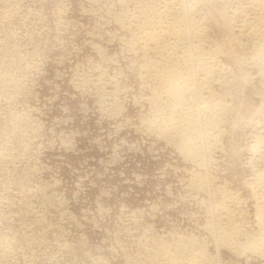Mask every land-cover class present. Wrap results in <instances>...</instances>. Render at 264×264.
<instances>
[{
    "label": "rangeland",
    "instance_id": "1",
    "mask_svg": "<svg viewBox=\"0 0 264 264\" xmlns=\"http://www.w3.org/2000/svg\"><path fill=\"white\" fill-rule=\"evenodd\" d=\"M153 1L0 0V264H264V158L250 147L256 138L264 147L253 10L247 0L194 4L204 49H221L222 73L195 91L210 87L230 107L204 167L171 131L147 64L182 62L144 40L172 21L143 15L165 10L167 0ZM178 1L169 13L189 3ZM222 14L238 20L233 35L219 26ZM221 204L237 213L215 233L209 222Z\"/></svg>",
    "mask_w": 264,
    "mask_h": 264
},
{
    "label": "bare ground",
    "instance_id": "2",
    "mask_svg": "<svg viewBox=\"0 0 264 264\" xmlns=\"http://www.w3.org/2000/svg\"><path fill=\"white\" fill-rule=\"evenodd\" d=\"M125 1V0H124ZM129 1V0H128ZM132 1V0H130ZM140 1V0H139ZM156 2H159V0H154L153 2H151L150 4H153ZM162 1V0H160ZM181 1H184V0H181ZM181 1H178L181 3ZM226 1V0H225ZM232 1V0H231ZM239 1V0H238ZM136 2V1H135ZM150 2V1H149ZM176 0H167L165 1V7L163 9H165L164 11L161 10V12H159L157 10V7L156 9L155 8H151V7H145L143 8V11L142 13H144L143 15L148 16V15H157L159 18L161 17L162 14H168L169 16H171V22H168L165 17L164 19L167 21L165 24L166 25H163L160 29V26L159 24L157 26H159V31L158 32H155V31H151V32H146L144 31V26H141V30L144 31L142 35H144L143 37L145 38L144 40L146 41H150L152 43H154V46H156V48H161V51L163 49V53L164 51L165 52H169L171 53L172 55H174L175 59L176 57L178 58V56H175L177 54L180 55V57L182 58V62L180 65H178V63H176V61H174L173 59L169 58L166 56L167 60H164L163 61V58H162V62H156L157 63H152L149 61L147 62L148 66L151 68V71H152V76L154 77L155 81L158 82V86L160 87V91L159 92H164L166 97H167V100H168V105L166 106L168 112H170V116H172L173 118L170 119L173 122H170L169 121V116H168V119L166 118L167 121H169L168 123L171 124L170 126H172L171 128V131H173L175 134H178V135H181V136H184L186 137V140L187 142L190 144V148H187L189 150L188 154L185 153V155L190 158L192 161L196 162V164H198L199 166H204L209 163V155L208 153L210 152V148L211 147L209 144V140H212L211 138H216V136L214 137V134H216V132L220 131L219 130V126H221V121H223L221 118V113H225L230 107L229 105H225L223 104V101H221L219 99V97L217 98L214 93H210L208 92V90H210V87H208V90H207V93H206V96L203 95V93H200V92H197L195 91V86L197 85L198 89L196 90H199V89H202V86H204L205 83H209L211 80L213 81L215 77L217 78H220L222 79V76H221V71L220 69L216 68V57H217V54H221V49H219L218 47H213L209 49L208 47V50H205L204 49V44H207V43H204V36H202V33H204V31H202V28L201 27H204V26H201L200 24V21H198V17L196 19V16H199V11H198V14L196 15V9L194 7V4H203L205 6H208L209 9H213L214 7L215 8H220V0H189V3H184L183 6L180 8V11L178 12H174V11H171L172 13H169V8L168 6H171L173 3H175ZM186 2V1H185ZM188 2V0H187ZM220 2V3H219ZM224 2V1H223ZM222 2V3H223ZM234 2V1H233ZM236 2V1H235ZM234 2V3H235ZM241 2V1H240ZM246 2H248V4L251 6H249L250 8H252L253 10V20L249 23L248 22V19H247V24H249V29H250V32L251 34H253V37L254 40H253V44H252V47L254 49V57H253V62L256 61V63L258 65H260L261 67L264 68V0H247ZM144 3V2H143ZM168 3V4H166ZM179 3V4H180ZM225 3H231L229 2V0ZM238 3V2H237ZM245 3V2H244ZM134 4V3H132ZM137 4V3H136ZM149 4V6H150ZM161 5V3H159ZM164 4V2H163ZM232 4V3H231ZM240 4V3H238ZM222 5V4H221ZM247 5V3H246ZM145 6V5H144ZM143 6V7H144ZM152 6V5H151ZM155 6V5H154ZM159 6V5H158ZM176 6V5H175ZM198 6V5H197ZM226 6V5H225ZM234 6V5H232ZM163 7V6H162ZM172 7V6H171ZM177 7V6H176ZM227 7V6H226ZM224 7V8H226ZM231 6H229L230 8ZM240 7H242V5L240 4ZM238 7V10L236 9V4H235V7H234V10L235 9L238 11V13H241L245 11H242V12H239V8ZM247 7V6H246ZM178 8V10H179ZM206 8V7H205ZM223 8V7H222ZM228 8V9H229ZM245 8V7H244ZM175 9V7L173 8V10ZM177 9V8H176ZM241 10H243L242 8H240ZM249 9V8H247ZM155 10H157L158 13L155 12ZM217 11L219 9H216ZM221 10V8H220ZM225 10V9H224ZM246 10V9H245ZM251 10V11H252ZM231 11V10H230ZM232 11V12H233ZM236 11V12H237ZM250 11V12H251ZM225 12V11H224ZM227 12V11H226ZM206 13V12H205ZM209 13V12H208ZM231 13V12H230ZM234 13V12H233ZM244 13H242L244 15ZM220 14V13H219ZM225 14V13H224ZM227 14V13H226ZM225 14V17H228L229 16H226ZM250 14V13H249ZM168 16V17H169ZM209 16H212V15H209ZM245 16H247V14L245 13ZM133 17V16H132ZM154 17V16H153ZM152 17V18H153ZM163 17V16H162ZM206 17V16H205ZM223 17V14L222 16ZM225 17H223V21L221 23V26L222 27V31L224 30V32L226 31L229 34L233 35L232 32H234L233 30H235V27H234V23H236V21L238 20H234L235 18L234 17H231L235 22L232 21V19H225ZM150 17H148L149 19ZM155 18V17H154ZM157 18V17H156ZM131 19V18H130ZM162 19V18H161ZM202 19V17H201ZM246 19V18H245ZM252 19V17L250 18ZM138 20V19H137ZM136 20V23H138ZM155 20V19H154ZM158 20V19H157ZM156 20V21H157ZM164 20V21H165ZM200 20V18H199ZM150 21V20H149ZM159 21V20H158ZM170 21V19H169ZM151 22V21H150ZM155 22V21H154ZM162 21L160 20V23ZM244 22V21H242ZM129 23V21H128ZM238 23V22H237ZM241 22L239 21V24ZM145 24V23H144ZM147 24V23H146ZM146 24H145V27H146ZM153 24V23H152ZM157 24V23H155ZM238 24V26H239ZM244 24V23H243ZM245 24H246V21H245ZM148 25V24H147ZM203 25V24H202ZM137 26V25H136ZM156 26V27H157ZM237 26V27H238ZM243 26V25H242ZM241 26V28H243ZM247 27H244V29ZM147 28V27H146ZM153 28V27H152ZM155 28V27H154ZM153 28V29H154ZM240 28V27H239ZM138 29V28H137ZM151 29V27H150ZM149 30V29H148ZM237 30V28H236ZM243 30V29H242ZM206 31V30H205ZM240 32V31H239ZM239 35L241 33H238ZM244 34V33H243ZM242 34V35H243ZM246 34V33H245ZM250 34V35H251ZM204 35V34H203ZM235 35V34H234ZM248 36V35H246ZM142 37V38H143ZM203 37V38H202ZM235 37V36H234ZM248 38V37H247ZM252 38H250L252 40ZM206 39V37H205ZM210 39V38H209ZM232 39V38H231ZM249 40V39H248ZM213 41V40H212ZM215 41V40H214ZM144 42V41H143ZM149 42V44H151ZM243 42V41H242ZM247 42V41H245ZM244 42V43H245ZM252 42V41H250ZM214 43V42H213ZM216 43V42H215ZM214 43V44H215ZM146 44V42H145ZM148 44V42H147ZM242 45V44H241ZM142 47V46H141ZM145 47V46H144ZM143 47V48H144ZM148 48V47H147ZM146 48V50H148ZM244 48V46H243ZM145 49V48H144ZM245 49V48H244ZM248 49V48H247ZM246 49V50H247ZM252 49V50H253ZM150 50V49H149ZM148 50V51H149ZM155 50V49H153ZM160 50V49H158ZM145 51V50H144ZM151 51V50H150ZM149 51V52H150ZM146 52V51H145ZM148 53V52H147ZM159 53V52H158ZM161 53V52H160ZM181 53V54H180ZM168 55V54H167ZM161 56V55H160ZM252 56V55H251ZM172 57V56H171ZM173 57V58H174ZM179 57V59H180ZM144 58V57H143ZM150 58V57H149ZM165 58V59H166ZM242 58V57H241ZM240 57L237 58L239 60H237V63H239L241 65V67H243L246 63L243 61V59H241ZM103 59V58H102ZM159 59L161 60V58L159 57ZM152 60V59H151ZM245 60V59H244ZM144 61V60H143ZM179 61V60H178ZM246 61V60H245ZM248 61V60H247ZM219 62V61H218ZM251 62V61H250ZM145 64V63H144ZM250 64V63H249ZM252 64V63H251ZM255 64V63H254ZM253 64V65H254ZM257 64H256V67H257ZM220 65V64H219ZM224 65V64H223ZM226 65V64H225ZM147 66V68H148ZM246 66V65H245ZM258 66V68L260 67ZM219 67V66H218ZM222 67V65H221ZM225 67V66H223ZM227 67V66H226ZM255 67V66H254ZM146 68V67H145ZM229 69H231L230 67H228ZM262 68V69H263ZM142 69V68H141ZM161 69V70H159ZM223 69V68H222ZM262 69H260L262 71ZM226 70V69H225ZM244 70V68L242 69ZM259 71V70H258ZM227 72V71H225ZM264 72V70H263ZM229 73V71H228ZM227 73V75H228ZM262 73V72H261ZM232 75V74H231ZM145 76V75H144ZM151 76V77H152ZM262 76V75H261ZM227 77V76H226ZM225 77V73H224V79L226 78ZM261 78V77H260ZM153 79V80H154ZM228 79V78H227ZM152 80V81H153ZM210 80V81H209ZM219 79H217L216 81H218ZM230 80V79H229ZM235 80V78H234ZM154 81V82H155ZM220 81V80H219ZM223 81V80H222ZM221 81V82H222ZM226 81V80H225ZM228 82V80H227ZM230 82V81H229ZM207 83V84H208ZM210 84V83H209ZM220 85V84H219ZM211 86V85H210ZM159 87H158V90H159ZM201 87V88H200ZM79 89V87H78ZM228 90V89H227ZM158 92V93H159ZM227 92V91H225ZM217 93V92H216ZM222 93V91H221ZM156 94V92H155ZM160 94V93H159ZM164 95V94H163ZM162 95V96H163ZM164 95V96H165ZM161 96V94L159 95ZM155 97V95H154ZM158 98V96H157ZM160 98V97H159ZM161 99V98H160ZM159 100V99H158ZM165 100V99H164ZM156 101V100H155ZM161 101V100H159ZM163 101V100H162ZM165 103V102H164ZM163 103V105H164ZM156 104V103H155ZM154 104V105H155ZM167 104V103H165ZM162 105V104H161ZM226 106H228L229 108H227ZM161 107V106H160ZM165 108V107H164ZM227 109V110H226ZM158 110V109H156ZM162 110V109H161ZM159 110V111H161ZM164 111V110H162ZM161 111V112H162ZM230 111V109H229ZM156 113V112H155ZM158 113V112H157ZM160 113V112H159ZM166 114V111L164 112ZM227 113V112H226ZM162 114V113H160ZM158 114V115H160ZM229 114V113H228ZM263 114V113H262ZM157 115V116H158ZM164 115V114H163ZM169 115V114H168ZM220 116V118H219ZM160 117V116H159ZM167 117V116H165ZM164 117V118H165ZM219 118V119H218ZM163 120H161V117L160 119L156 120V122H162ZM165 121V120H164ZM225 122V121H224ZM166 123V122H164ZM223 123V122H222ZM257 123V122H256ZM154 124V123H153ZM161 124V123H160ZM168 124V125H169ZM226 124V123H225ZM161 126V125H160ZM163 126V125H162ZM258 126V125H257ZM264 126V125H263ZM152 127V126H151ZM256 128V127H255ZM158 129V128H157ZM163 129H164V126H163ZM170 129V128H169ZM167 129V131L169 130ZM223 131V130H222ZM259 131V130H258ZM263 131V129H262ZM261 130L259 131L260 133L262 132ZM161 133H163L164 131L161 130L160 131ZM166 132V131H165ZM264 132V131H263ZM262 132V133H263ZM220 133V132H219ZM257 133V132H256ZM258 134L259 136H256V137H261V134ZM168 134H169V131H168ZM173 134V133H171ZM264 134V133H263ZM160 135V134H158ZM167 135V134H166ZM177 135V136H178ZM163 136V134L161 135ZM169 136V135H168ZM172 137V136H171ZM254 137V136H253ZM255 137V138H256ZM254 138V139H255ZM261 138H264V136H262ZM185 139V138H184ZM260 138H256L254 142L255 144H251L250 147H251V153L253 152H260L263 151V158H264V149L262 150V148H264L261 144L263 143L262 140H259ZM215 140V139H214ZM216 140H218L216 138ZM171 141V140H170ZM185 142V141H184ZM218 143V142H217ZM220 143V142H219ZM213 144V143H212ZM211 144V145H212ZM260 145L262 146V148L260 147ZM216 147V146H215ZM221 147V146H220ZM214 148V147H212ZM258 149H261L258 150ZM183 152V151H182ZM255 153V155H256ZM254 154V153H253ZM259 154V153H258ZM184 155V156H185ZM261 155V157H262ZM260 157V156H259ZM262 159V158H261ZM212 161V160H211ZM261 175V174H260ZM195 176V175H194ZM264 176V174H263ZM262 177V176H261ZM260 177V178H261ZM201 178V177H200ZM259 178V179H260ZM263 178V177H262ZM205 180V179H204ZM258 180V177L257 179ZM194 181V180H193ZM200 182V180H198ZM206 181V180H205ZM204 181V182H205ZM203 182V181H202ZM258 184L257 186L260 188L263 189L264 191V179L262 180H258ZM201 183V182H200ZM250 183V182H249ZM256 184V183H255ZM254 186V185H253ZM250 188V187H249ZM254 188V187H253ZM260 188V191L262 190ZM255 189V188H254ZM257 189V187H256ZM255 189V190H256ZM259 191V190H258ZM257 191V192H258ZM257 192H254V196L256 197V193ZM262 192V191H261ZM261 194V193H260ZM264 194V192H263ZM262 195V194H261ZM253 196V197H254ZM263 196V195H262ZM261 198V197H259ZM264 198V196L262 197ZM232 200V199H231ZM230 200V201H231ZM258 200V198H257ZM262 200V203H263V199H260ZM256 201V200H255ZM235 202V200L233 201V203ZM259 202V200H258ZM261 202V201H260ZM260 202L258 204H260ZM228 203V202H227ZM237 203V202H236ZM261 203V204H262ZM235 204V203H234ZM240 204V203H239ZM238 203L235 204V205H239ZM257 204V205H258ZM222 205V204H221ZM226 205V204H225ZM228 206V205H227ZM225 207V206H220V208H216L214 214H212L213 216L212 217V222L210 221V226L212 228V230L215 232L218 230V227L217 225H221V221H226L225 224H228L229 222H231L234 217L237 213V211L235 213L234 212V209H233V212L230 211L231 209L228 208V207ZM216 207V206H215ZM231 207V206H230ZM235 207V206H234ZM240 207V205H239ZM260 208V207H259ZM264 208V206L262 207ZM261 208V209H262ZM230 209V210H229ZM239 209V208H237ZM257 209V207H256ZM240 210V209H239ZM258 210V209H257ZM214 211V210H213ZM213 211H210L213 213ZM261 210H258V214L261 215L260 213ZM264 211V210H263ZM262 211V212H263ZM258 214H255L256 216ZM264 214V213H263ZM242 215V214H241ZM262 216V215H261ZM210 217V216H209ZM260 217V216H257V218ZM264 217V215L262 216ZM256 218V219H257ZM261 218V217H260ZM260 218L258 219V222L259 223V220ZM238 220V219H237ZM234 222V221H233ZM264 222V219L263 221ZM261 220H260V223H262ZM259 223V224H260ZM224 224V222L222 223V225ZM221 225V227H222ZM233 225V224H232ZM264 226V224H262ZM225 226V225H224ZM229 226V225H228ZM236 226V225H235ZM260 226V225H259ZM237 227V226H236ZM235 228V227H234ZM262 228V227H261ZM239 229V228H238ZM226 232V231H225ZM239 232V231H237ZM216 233V232H215ZM234 233V232H233ZM259 234V233H258ZM250 237V236H249ZM252 239V238H250ZM229 241V240H228ZM257 241H258V238H257ZM251 242H254V241H251ZM248 244V243H247ZM258 244V243H257ZM255 246V245H254ZM263 246V245H262ZM264 247V246H263ZM253 248V247H252ZM238 252V251H237ZM257 252V251H256ZM170 253V252H169ZM196 253V252H195ZM200 253V252H199ZM173 256V255H172ZM198 256V255H197ZM202 256V255H201ZM169 263V262H168Z\"/></svg>",
    "mask_w": 264,
    "mask_h": 264
}]
</instances>
